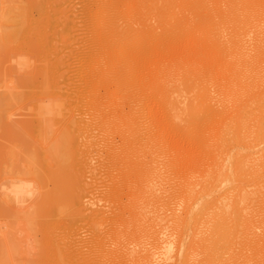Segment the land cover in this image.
Returning a JSON list of instances; mask_svg holds the SVG:
<instances>
[{
  "label": "rangeland",
  "instance_id": "374dc122",
  "mask_svg": "<svg viewBox=\"0 0 264 264\" xmlns=\"http://www.w3.org/2000/svg\"><path fill=\"white\" fill-rule=\"evenodd\" d=\"M37 1L38 0H36L35 2L32 0H0V30H12L14 28V23L11 22L10 24V22H8V19H10L11 17H15V15L18 17L19 12H21L22 9L25 7L30 8L32 6L31 8L33 9H29V12L32 11V13H29L31 16V21L38 22L40 20L39 17L42 16V12L40 10L41 6ZM59 1L60 3H57V0L55 2V5L57 7L52 4V13L50 12L51 15L53 14L51 16L52 19H50L51 24L47 27L39 28L38 30H45L46 34L44 37L46 38V40L44 39V37L41 38L37 29L34 30V28L32 29L33 36L31 35L32 37H29L30 35H28L27 37H25L24 39L27 40L24 41V43V39H19V42L21 41L20 45L17 44L19 43L17 42L18 40H15V43H12L11 41L7 42L8 44H4V46H0V92L9 93L12 91L17 95L20 94L19 96L22 98L19 101H16V104L12 105V107H14L13 109L12 107L10 108L12 111L8 110V112L5 113V115L7 114V122L3 123L4 121H6L4 117L2 122L3 124L0 123V164L2 165H0V264H56L54 260V253L50 250V245L53 241H55L56 238L57 241L60 239V242L58 241V243H60V248H62L63 250H65V247H63L65 245L63 244L67 243L69 239V242H71L72 244L71 247H73L74 250L76 249L75 251L77 253H75L79 257L82 252H88L94 244L93 231L95 233V229L89 223L90 217L88 218V221H85L86 217H83L85 215H83L82 217H78L76 215H79V213L77 214L74 211V214L72 213L73 215H69L71 214V209L69 208V206H67L68 208H64L65 210H68L70 212H68L69 214L67 213L68 215H66V211H64L62 215H58L57 212L52 211L53 208L51 206L54 205L52 204V200H48L49 205L46 203L49 207L44 204V201H46L45 196L47 197V194L53 192L56 186L54 184V173H62L67 171L68 169L66 168L68 167L67 163L63 162L64 160L66 161V159H63L66 157L63 156V154L57 150L59 147L57 148V146L54 145H56L55 143L59 142L60 140L59 138H57L59 137V134H56V132L58 131V129L60 130L62 128L64 122L69 119L70 115V118L74 117V120L90 122L95 112L98 113L95 115L99 116V121L97 122V124L99 125V129H95L94 135L91 137V140L93 141L92 147L95 148L93 152L94 154L92 153L93 155H91L92 159L90 158L89 161L91 165L88 164L90 168L88 167L87 169L86 166L84 168L87 169L86 172L80 174V200H82V204L84 205V207H86V215H90L95 211L103 212L105 213L104 215H107L106 218H108L109 220L110 218H113V215H115L112 214V212L116 210L117 207H119V209L117 210H121L122 206H125L124 208L127 210H123V213H125L124 215H130V212H132V208H130V202L132 200H136V198H138L140 194L142 195V193L139 192L145 189L144 185H147L145 183L148 180L145 175L148 174V176L151 175L149 177H153L154 167L159 173V179H157L156 181L154 180V185L156 186L158 193L155 200H168L169 196L172 199V197L174 198L175 195L178 196L181 194V186L185 182V178L190 177L193 181H201L203 179V176L206 174L208 168L213 167L214 169H216L217 167H219L221 165L222 154L227 149H231L234 146L232 143L229 142H217L211 147H204L202 145V140L205 139L206 136L213 134L216 129V125L203 128L199 134V137L202 138L201 140H199V142V137H196L195 139V137L191 138L185 136L183 134L181 125H174V122L171 121V112L166 107L165 98L162 94V91H164L165 86H168L171 82L175 81L180 76V73L184 71V67H187V65L191 64L194 61H199L200 59L204 60L200 62L199 68L196 69L197 72L201 73V71H210L211 74L216 73V86L223 87L228 82V78L232 73L231 70L234 69L231 67H226L225 59L222 56L216 58V61L212 59L209 54L211 52L210 49H212V43L203 41L201 37H198L197 35L195 36V33H189V36L185 33V36L183 34H175L169 36V38L166 37L165 29L167 24L163 20L165 11L162 9V7L158 6L157 8H155V11L147 9L148 11L145 12L146 7L148 6L147 3L149 4L151 0H112L110 6L113 7H111L110 10H113L112 12H115L114 10L117 9L115 12L116 15L111 12L112 15L114 14V16H111L113 18L110 17L112 21L111 19L107 18V20L105 18V11L108 7L107 0ZM143 2L145 5L143 4ZM245 2V9L246 11H249L251 18H253L255 21V25L251 28L248 27V31L250 33L247 31V36L251 38L248 39V37L246 36V40L248 39V41L245 42L243 45V48L245 50L244 59L246 61L244 69L249 70L246 81L250 83V86L239 97L238 100L241 105V109H243V112H245L250 107H253L256 110V115L258 116L257 120L264 122V0H246ZM101 5L105 8H103ZM58 6H61L63 10L60 9L61 7ZM117 12H119L120 14ZM118 14L119 18H122V20L117 19ZM100 15H103L104 17ZM115 16H117V18ZM53 17L56 18L54 19ZM102 18L107 21L105 22ZM182 19L186 18L183 17ZM10 20L12 21V19ZM113 22L116 25H114ZM99 23H101L100 27L104 30L112 29V31L109 30V33L110 31L111 33L107 35L109 36L108 38L111 39H108V42H104V39H102L106 36L104 30L99 27ZM129 23L132 26H130V28L128 27ZM104 24L106 25L104 26ZM111 24L113 26H117L118 28H113ZM120 24H122L123 27ZM9 25L12 27H8ZM120 26L122 30H129V33H127L129 34L130 38H132V41H130V44H132L127 47L129 50L127 48L126 50L128 51L125 50V54L128 55V59L122 58L121 54H119L120 51L117 50L118 48H116L115 44H112V39H114L113 36L116 34L115 29H119ZM126 26L128 27V29H126ZM256 26L259 28L253 29ZM59 28L63 31L59 30ZM100 30L103 32L101 33ZM255 30H257V32ZM33 31H35V33ZM47 33L51 35H48ZM62 34H66L65 37L62 36ZM36 35L40 37L39 39H41V41H38V44L35 46V40L38 39ZM33 37L36 38L32 40ZM139 37L142 39H140ZM63 38H65V40ZM42 39L44 41H42ZM29 40L32 41L30 42ZM100 40H102L104 43ZM47 41H49V43ZM53 41H55L56 43L53 44ZM133 42L136 43L134 44ZM140 42L142 43L140 44ZM9 43H11V45ZM31 43H33L34 47L36 48L33 49L31 47L33 46ZM105 43L108 45H106ZM12 44L17 45L14 46ZM25 44L29 45V48ZM55 44H57V47ZM51 45L53 46V48H55H50L52 47ZM100 45H102L103 47ZM140 45H142L143 47H140ZM16 46L19 47L16 48ZM41 46H44V48H40ZM46 47L48 48V50L50 49L49 52H46L48 51ZM109 47H112V49ZM138 47H140V49ZM30 48L32 49V51ZM27 49H30V51H28ZM109 49H111L112 51ZM24 52L25 56L23 55ZM44 52H46L47 54H45ZM55 52H57L58 54ZM35 53H39L41 57L38 54L35 55ZM207 53L209 54V56L205 55L204 58H201L204 54ZM26 54L28 55L26 56ZM60 54H62V56L64 57H62ZM100 55L101 57L99 58ZM35 56L37 57V59ZM97 57L101 60H99ZM60 58L62 62L59 61ZM55 62L59 63V65ZM53 63H55L56 65ZM29 64L31 65V67ZM48 65H51L52 67ZM92 66L95 68H93ZM20 67H23V72H21ZM16 68H19L20 70ZM58 68L62 73L58 70ZM96 68H99L100 70ZM46 69L48 70L46 71ZM17 70L19 72H17ZM104 70L106 71L105 74H107V76L113 79H109L110 81H108L107 79H103V75L101 74L104 73L101 72H105ZM39 71L41 72V76L38 74L40 73ZM46 73L49 77H51L52 74L56 81L54 80V78L51 79L52 77L48 78ZM13 74L16 77H14ZM54 74H56V76ZM57 75L59 76L57 77ZM4 76L5 78H8H6L5 81ZM19 76L23 77L21 79H24V81V77H26L27 82L25 81L26 83L24 84L27 86L22 83V80L19 78ZM35 76L37 77V80ZM42 76L45 78H43ZM99 76H102V78ZM31 77L34 78L32 79ZM60 78H63L64 80H61ZM120 79L123 82L122 84L120 83ZM18 80L20 83L18 82ZM31 80L35 81L32 82ZM53 80L55 81L54 84L52 83L54 82ZM38 81L43 82L42 87L40 82ZM9 82H13L14 84L11 83V85H9ZM5 84L9 85L7 87H12H10L9 89L6 87ZM35 84L38 85V88ZM91 84L94 87H91ZM48 89H51V91H49ZM89 89L92 91L95 89V91H97L96 97L98 105L94 107L96 110L94 108L91 109L90 107H88L89 96L91 95L89 92H92ZM41 90L44 93L41 92ZM52 90L57 91L53 92ZM30 91L35 92H32L31 94ZM24 92L27 98L24 97ZM48 92H51L52 96L50 93L48 94ZM37 93L41 95V97L36 96L38 95ZM176 93L178 96L177 91L174 92V94ZM55 94L58 95L55 96ZM174 96L177 97L176 95ZM31 97L33 100L31 99ZM59 97L61 99L63 97L62 100L65 101L66 109L70 108L72 109L71 111H63L60 106H55L59 103ZM38 98L40 99V102L38 101ZM49 98L53 100H50ZM85 98H87L88 101ZM55 100L57 103L54 104L53 102ZM260 100H262V104L259 102ZM17 102H19L20 104ZM41 102L42 104H40ZM51 103L55 107H53V109L55 110H50ZM86 104L88 105L87 107L85 106ZM77 105H79L81 108ZM72 106H74V108ZM80 109H83L85 111ZM92 110H94L95 112L93 111L92 113ZM85 112L91 113L85 114ZM232 114H234L233 111L230 112V115ZM36 115L38 116V118ZM85 115L89 117H85ZM234 115L237 116V113ZM7 116L10 118V122ZM53 116L55 117V119ZM39 117L43 120L42 122L40 121ZM42 117H44V119ZM49 117L50 119H53L55 124L52 125V123L54 122L49 121ZM36 119L39 120L40 124L43 123L48 126V131H50L48 135L53 132L51 137L49 135V138L46 139L48 135L45 136L46 134H42L44 135L42 136L37 134V129L35 128L39 126V122ZM29 123H31V126L29 125ZM37 123L38 126L36 125ZM49 124H51L55 129L50 127L51 125ZM15 130H18V134L22 132L21 135L19 134L17 136ZM14 132L17 137H13ZM138 132L141 135V138L143 139H140L139 141H145V143L141 144L140 142L138 143V145H132L130 147V150H123V153H121L122 150L120 152V149L118 147H121V144L123 145L125 140V138L123 137L131 135L130 133H132V135L138 134ZM36 135L38 136V138L36 137ZM145 135H148L149 138H145ZM52 136L54 139L52 138ZM55 136L58 141H56L57 139L55 140ZM86 141L87 140L84 139L83 142ZM243 142L244 136L240 133L237 135L236 145L243 144ZM85 145L86 143H83L82 147H85ZM150 146L152 147V149ZM154 147V151H156V154H151L148 149L152 151ZM211 149L217 152L218 155H212ZM51 153L53 156L51 155ZM7 155L10 158H8ZM154 155L157 156L155 157ZM104 165L109 166L104 167ZM6 166L9 167L7 168ZM112 177L117 178L118 180H112ZM4 180L9 182L6 183ZM260 181L264 182V168L261 170L260 173H258V175H256L255 177H251L250 180L245 183V185L253 186L256 184V182ZM52 194L53 193H51V195ZM158 211L161 217L164 218L165 212L168 211V209L165 207V205H162L158 207ZM55 221H62V225L60 226L61 230L57 229V233H54L53 228L50 224ZM109 223L110 222H108V224ZM152 223L153 220H150L148 226L140 231V229L137 227L136 222V227L134 228L132 225L131 227H127V231L119 230L117 234L113 232L116 235H108V238L104 239V246L105 248L108 247L106 248L108 258H106L105 261L100 264H126V260L124 259L125 257H123L120 253H124L126 250H128V248L133 250V254L136 255V257L142 256L145 260L147 253L144 251V255H142L141 250L143 245L139 243V241L145 240L146 242L148 239H151L149 229L151 231L157 229L162 235V237H164L165 234H170L174 239L177 238V229L171 228L170 226H163L159 223ZM108 224L102 225L100 227V237L101 235L106 234L108 232ZM123 224H125V221H122L120 226ZM47 225L49 227V230H52L51 232L48 230ZM50 234L52 236H50ZM56 234L57 236H55ZM121 236L123 238H121ZM115 237H119L120 239L125 240V242H128V245L123 246L120 244H116L114 241ZM62 239H66L67 241H64L62 244ZM26 240L27 243L24 244V241L26 242ZM4 244H8L7 248H5L6 246ZM11 244L12 246L9 247V245ZM13 244H16V246H14ZM191 244L192 243L190 241V247L192 246ZM13 246L17 248L13 249ZM4 257L8 258L4 259Z\"/></svg>",
  "mask_w": 264,
  "mask_h": 264
},
{
  "label": "bare ground",
  "instance_id": "6f19581e",
  "mask_svg": "<svg viewBox=\"0 0 264 264\" xmlns=\"http://www.w3.org/2000/svg\"><path fill=\"white\" fill-rule=\"evenodd\" d=\"M32 1L35 2L36 0H32ZM57 1H58L57 3H60L59 0H57ZM111 1L112 0H107L108 7L106 8V11L104 10L106 15L103 13L105 15L106 19L107 18L108 19L113 18L111 16H114V14L117 10V9H115L114 10L115 12H112L113 10L112 11L110 10V8L113 7V6H110L112 3ZM113 1H115V0H113ZM245 1L244 0H151L149 4L147 3L148 6L146 5L147 7H146L145 12H147L148 10H151V11L154 10L155 11V8H157L158 6H161L162 9L165 11L164 16H163V20L167 24L166 29H165L166 37L169 38V36L175 35V34H183L185 36V33H186V35L189 36V33H193V34L195 33L194 35L201 37L203 41H206L208 43L209 42L212 43V46L210 45L212 49H210L211 52L209 51L210 52L209 54L214 61H216V58L222 56L225 59L226 67H231L234 69V70H231L232 73L230 74V76L228 78V82L223 87L216 86V73L211 74L210 71L209 72L208 71H205V72L201 71V73H199L196 71V69L199 68L200 62H202L204 60V59H200L199 61H194L191 64L187 65V67H184L183 68L184 71L180 73V76L175 81L171 82L170 85L165 86L164 91H162V94L164 95V96L163 95L162 96L165 98V105L169 109V111L171 112V117H170L171 121L174 122L173 123L174 125H178V124L181 125L183 134L185 136L191 137V138L195 137V139H196V137H199V134L203 128L210 127L212 125H216V129L213 132V134L206 136V138L202 140V145L204 147H211L212 145H214L217 142H229V143H232L234 145L233 148L227 149L222 154L221 165L219 167H217L216 169H214L213 167L208 168V170L206 171V174L203 176V179L201 181H199V182L193 181L190 177H187V178H185V182L181 186V194L180 195H178V196L175 195V197L174 198L172 197V199L169 196L170 198L168 197V200H155L158 193H157L156 186L154 185V183H155L154 180L156 181L157 179H159V177H158L159 173H158L157 169L154 167L153 177H149L151 175L148 176V174L145 175L148 180L145 183L147 185H144L145 186V189H143L144 191L142 190L143 192L142 191L139 192V193H142V195L140 194V196L138 198H136V200H132L130 202V208H132V212H130L131 216L130 215H128V216L124 215L125 213H123V212L127 210L124 208L125 206L124 207L122 206V208L120 207L121 210H117V209H119V207H117V209L113 208V209H116L118 212L116 210H114L112 212V214H115V215H113V218H110V220L108 218H106L107 215H104L105 213H103V212L95 211L94 213L91 212L92 214H90V215H86V212H85L86 207H84V205L82 204V200H80V198H81L80 197L81 196V193H80V174L85 173L86 170L88 169V167L90 168V166L88 164H90L89 161H90L91 155L94 154L93 152L95 150V148L92 147L93 141L91 140V137L94 135L95 129H99V125L97 124V122L99 121V116L95 115L98 113H96L94 110L91 111L92 113L94 111L95 114L93 115L94 117L92 116V120L89 119L90 122H85V121H81V120H74V117L70 118L71 115L70 116L68 115L69 119H67L66 122H64L63 126L61 125L62 128L60 130L58 129V131L55 130V131H57L56 134H59L58 135L59 137H57V138H59L60 140H59V142L55 143V140L57 139L55 136L54 143L56 145H54V146H57V148L59 147L57 150L60 151L63 154V156L66 157V158H63V159H66V161L64 160L63 162L67 163L68 167H66V168H68V169H67V171L62 172V173H57V174L54 173V181H55L54 184L56 185L55 186L56 189L54 188L53 192H51V193H53L52 195H51V193H49V194H47V197L45 196L46 201H44V204L47 203L49 205L48 200H50V201L52 200V204H54L51 206L53 208L52 211L57 212L58 215H62V213H64V211H66V215H68L70 212H71V214H69V215H73L74 212H76L77 214L79 213V215H76L78 217L79 216L82 217L83 215H85V216H83L84 218L86 217L85 221L86 220L88 221V218L90 217L89 223L95 229V233L93 231L94 244L92 245V248L89 249L88 252L85 250L86 253L82 252L80 257L76 254L77 253L75 251L76 249L74 250L73 247H71L72 244H71V242H69L70 241L69 239H68V242L64 243V244H63V242L64 241L66 242L67 238L62 239L61 243L63 245H65V246H63V247H65V250H63L62 248H60L61 247L60 243H58V241L60 242V239L58 238L59 240L57 241L56 240L57 238H56L55 241H53L54 243L52 242L53 244L51 243V245H50L51 249L49 248L54 253V260H55L56 264H100V263L104 262L106 258H108V253L106 251V248H108V247L105 248V246H104L105 245L104 239L108 238V235L109 236L116 235L119 230H126L127 231V227H131L132 225L134 228V227H136V222H137V227L141 231L142 229H144L145 227L148 226L150 220H153L152 224L159 223V224H162L163 226H170L171 228L177 229V231H178L177 238L174 239L170 234H168V235L165 234V236L162 237V235L160 234V232L157 229H154L152 231L149 229L151 239H148L146 242H145V240L139 241V243H141L143 245L142 250H141L142 255H144V251L147 253L145 260H144V257H142V256L136 257V255L133 254V250L128 248V250H126V251L122 250V251H125L124 253H120L123 257H125L124 259L126 260V264H264V182H262V181L256 182V184L253 186L245 185V183L247 181H249L251 177H255L256 175H258V173H260L261 170L264 168V122L257 120L258 116L256 115V110L253 107H250L245 112H243V109H241V105H240L239 100H238L239 97L250 86V83H248V81H246L247 80V74H248L249 70L244 69V66L246 65V61L244 59L245 50L243 48V45L245 42L248 41L249 38H251V37L247 36L248 35L247 31L249 30L248 27L251 28L255 25L254 19L251 18L249 11H246V9H245V4H246ZM37 2H39L40 6H41L40 10L42 12V14H41L42 16L39 17L40 20L36 19V20H39L38 22H32L31 21V18H30L31 16L29 13L30 12L32 13V11L29 12V9L32 6L30 8H28V7L23 8L22 11L19 12L18 17L16 15H15L16 18L11 17L10 19H12V21L10 19H8V22H10V24H11V22L14 23V28L12 30H9V31H7V29L6 30L5 29L0 30V46H4V44H6L7 42H11V41H12V43L13 42L15 43V40H18L17 42H19V39L20 40L24 39L28 35H30L29 37H32L33 36L32 35L33 34L32 29L35 28L34 30L37 29V31H38L39 28H44V27H47L51 24L50 19H52L51 16L53 15V14L51 15V13H52L51 7H52V4L55 5L56 0H40V1L38 0ZM104 2H106V1H104ZM104 2H102V3H104ZM143 4H144V2H143ZM30 5H28V6H30ZM107 5H104V6H107ZM61 6H58V7H61ZM127 7H129V6H127ZM103 8H105V7H103ZM31 9H33V8H31ZM60 9H62V7ZM91 9H92V7H91ZM128 9H126V10H128ZM98 11H99V8H98ZM111 12L114 14L112 15ZM119 12H117V13H119ZM59 14H60V12H59ZM97 14H96V16H97ZM119 14L117 15L118 18H117V16H115V17L117 19L122 20V18H119ZM178 14H180V15H178ZM187 14L190 16H188ZM130 15H131V13H130ZM252 15H253V13H252ZM100 16L104 17L103 15H100ZM121 16H122V14H121ZM63 17H64V15H63ZM180 17H182V18L185 17L186 19H182ZM53 18L55 19L56 17H53ZM95 18H98V17H95ZM102 19H100V20H102ZM62 20H59V21H62ZM107 20H104V21L106 22ZM111 21H112V19H111ZM98 22H99V20H98ZM100 22H102V21H100ZM110 23H112V22H110ZM7 24H9V23H7ZM100 24L101 23L98 24L99 27H100ZM107 24H108V22H107ZM113 24L116 25L114 22H113ZM55 25H57V24H55ZM105 25L106 24H104V26ZM120 25L122 26V24H120ZM125 25H127V24H125ZM133 25H134V23H133ZM101 26H103V25H101ZM111 26L113 28H115V27L118 28L117 27L118 23H117V26H113L112 24H111ZM121 26L119 27V29H117L118 32L115 29L116 34L113 36L114 39H112L113 40L112 44H115L116 48H118L117 50H119L121 52V53L119 52V54H121L122 58L128 59V55L125 54V50L127 47H129L132 44V43L130 44V41H132L131 40L132 38H130V36L128 34L129 30H127V31L122 30ZM130 26H131V24L129 23L128 27L130 28ZM8 27H12V26L9 25ZM36 27H38V28H36ZM58 27H59V25H58ZM128 27L126 29H128ZM103 28H106V27H103ZM256 28H259V27L256 26L253 29H256ZM53 29H54V27H53ZM55 29H56V26H55ZM59 30L63 31L60 28H59ZM102 30H104V29H102ZM109 30L112 31V29H109ZM109 30L108 29L104 30V33L106 36L105 38H102V39H104V42H108L109 40H111L110 38H108L109 36H107L111 33V31L109 33ZM257 30H260V29H257ZM257 30H255V31L257 32ZM53 31H55V30H53ZM130 31H131V29H130ZM33 32L35 33V31H33ZM65 32H67V31H65ZM102 32L103 31H101V33ZM134 32H137V31H134ZM134 32H132V33H134ZM38 33H39V36H41V38L44 37L46 34L45 30L38 31ZM94 34H96V33H94ZM48 35H51V34H48ZM65 35L66 34H64V35L62 34V36H64V37H65ZM249 35H251V34H249ZM36 36L38 37V39L35 40L36 41V43H34L35 46L38 44V41H41V39H39L40 37L38 35H36ZM60 36H61V34H60ZM246 36L248 37L247 40H246ZM46 37H47V35H46ZM101 37H103V36H101ZM35 38L33 37V39L32 38L31 39L34 40ZM139 38H137V39H139ZM44 39L46 40L45 37H44ZM63 39L65 40V38H63ZM137 39H135V40H137ZM140 39H142V38H140ZM26 40L24 39L23 43ZM32 40H29V41L31 42ZM47 40H48V38H47ZM42 41H44V40L42 39ZM100 41H102V40H100ZM47 42L49 43V41H47ZM54 43H56V42L53 41V44ZM103 43H101V44H103ZM141 43L142 42H140V44ZM9 44L11 45V43H9ZM17 44L20 45L21 41ZM17 44H15V45H17ZM31 44L33 45V46H31L33 49L36 48V47H34L33 43H31ZM39 44H40V42H39ZM58 44H59V42H58ZM12 45H14V44H12ZM25 45H27V44H25ZM55 45L57 47V44H55ZM106 45H108V44H106ZM142 45H140V47H143ZM27 46L29 48V45H27ZM44 46H45V44H44ZM44 46H41L40 48L43 49ZM100 46H102V45H100ZM17 47H19V46H16V48ZM97 47H98V45H97ZM112 47H113V45H112ZM112 47H109V48L112 49ZM140 47H138V48L140 49ZM50 48L54 49L55 47L53 48V46H52ZM30 49H27V50L30 51ZM38 49H39V47H38ZM111 49H109V50H111ZM47 50H48V48H47ZM49 50L46 52H49ZM128 50H126V51H128ZM31 51H32V49H31ZM33 52H35V51H33ZM46 52H44V53L47 54ZM107 52H110V51H107ZM55 53H57V52H55ZM24 54H25V52L23 53V55ZM36 54L40 55L39 53H35V55ZM111 54H113V53H111ZM142 54H143V52H142ZM209 54L208 53L204 54L201 58H204L205 55L209 56ZM27 55L28 54H26V56ZM55 55H54V57H55ZM60 55L62 56V54H60ZM40 57H41V55H40ZM62 57H64V56H62ZM100 57H101V55L99 56V58ZM45 58H47V57H45ZM58 58H59V56H58ZM36 59H37V57H36ZM99 60H101V59H99ZM123 60H125V59H123ZM59 61H61V58ZM99 62H101V61H99ZM55 63H57V62H55ZM55 63H53V64H55ZM57 64L59 65V63H57ZM99 64H101V63H99ZM48 66L52 67L51 65H48ZM94 66H95V64H94ZM30 67H31V65H30ZM20 68H21V72H23L24 71V70L22 71L23 67H20ZM93 68H95V67H93ZM16 69H19V68H16ZM96 69H99V68H96ZM47 70L48 69H46V71ZM54 70H56V69H54ZM58 70L60 71L59 68H58ZM58 70H57V72H58ZM102 70H103V68H102ZM96 71H98V70H96ZM111 71H109V72H111ZM5 72H7V71H5ZM17 72H19V71L17 70ZM60 72H59V74H60ZM101 73H104V74H101V75H103V79H105V80L107 79L108 81L113 79V78H110L109 76H107V74H105L106 71L101 72ZM38 74L41 76V72ZM56 74H54V75L56 76ZM10 75H12V74H10ZM46 75H47V73H46ZM6 76H7V74H6ZM13 76H14V74H13ZM58 76L59 75H57V77ZM112 76H114V75H112ZM14 77H16V76H14ZM28 77H30V76H28ZM51 77L48 76V78H51V79L54 78L52 76V74H51ZM61 77H64V76H61ZM93 77H94V75H93ZM99 77L102 78V76H99ZM4 78H5V76H4ZM6 78L4 79V81L6 80ZM19 78L21 79L23 77L19 76ZM24 78L26 81V77H24ZM31 78L33 79L34 77H31ZM35 78L37 80L36 76H35ZM43 78H45V77H43ZM98 79H100V78H98ZM54 80L56 81L55 78H54ZM25 81L23 79L22 83L24 84L27 82V81L26 82ZM31 81L33 82L35 80H31ZM55 81L52 83L54 84ZM13 82H14V80H13ZM13 82H9L8 84L11 85V83H13ZM18 82H19V80H18ZM38 82H40V81H38ZM120 83L121 84L123 83L121 79H120ZM40 84L42 87L43 82H40ZM9 85H6V87ZM35 85L38 88V85L37 84H35ZM1 86H3V85H1ZM25 86H27V85H25ZM10 87H12V86H10ZM10 87H7V88L10 89ZM16 87H18V86H16ZM91 87H94V86H92V84H91ZM90 89H92V88H90ZM32 90H34V89H32ZM49 91H51V89ZM52 91L54 92L55 90H52ZM90 91H92V90H90ZM175 91L178 92V96H177V93L174 94ZM30 92L32 94V92H35V91H30ZM41 92H43V91L41 90ZM58 92H60V91H58ZM96 92L97 91H95V89L92 92H89L91 94L89 96V103L85 102V103H88L89 106L86 104L85 105L86 107L88 106L91 109H93L96 105H98ZM49 93L51 94V92H48V94ZM19 95L15 94L12 91L9 93L8 92H6V93L0 92V123L3 122L4 117H5L6 121H4L3 123L7 122V118H6L7 114L5 115V113H7L8 110L12 111L10 109L12 107V105L16 104V101H19L20 99H22ZM23 95H24V97L27 98V96H25V92ZM56 95H58V94H55V96ZM174 95H176L177 97H175ZM32 96H34V95H32ZM36 96L41 97V95H39V94ZM51 96H52V94H51ZM31 99H32V97H31ZM62 99H63V97H62ZM62 99L60 97L58 98L59 101L56 99L59 103L55 106H58V107L60 106L63 111L64 110L71 111L72 109H70V108H69L70 110L66 109L65 101ZM85 99L88 101L87 98H85ZM23 100H25V99H23ZM29 100H30V98H29ZM50 100H53V99H50ZM56 100L54 102L53 101H50V102H53L55 104V103H57ZM38 101L40 102V99ZM32 102H34V101H32ZM259 102L261 103L262 100H260ZM17 103H19V102H17ZM40 104H42V102ZM79 105H77V106H79ZM37 107H39V106H37ZM51 107H50V110H55V109H53L54 106L52 105V103H51ZM72 107L74 108V106H72ZM82 107H84V106H82ZM13 108L14 107H12V109ZM75 108H77V107H75ZM83 109H80V110H83ZM85 109H87V108H85ZM40 110H42V109H40ZM76 110H78V109H76ZM80 110H79V112H80ZM83 111H85V110H83ZM232 111L234 114L237 113V116H235L234 114L230 115V112H232ZM91 112H87V113H91ZM87 113L85 112V114H87ZM13 114H14V112H13ZM15 114H16V111H15ZM47 114H48V112H47ZM61 114H62V112H61ZM43 115H41V116H43ZM85 117H89V116L85 115ZM37 118H38V116H37ZM42 118L44 119V117H42ZM39 119L41 122L43 121L40 117H39ZM45 119H47V118H45ZM54 119H55V117H54ZM8 120L10 122V118ZM48 120L51 122H54L53 119H50V117ZM37 121L39 122V120H37ZM30 124L31 123H29V125ZM53 124H55V122L52 123V125ZM36 125L38 126V123ZM49 125H51V124H49ZM52 125L50 127L53 128ZM33 126H35V125H33ZM45 126H46V124H43V123L40 124V122H39V126L37 128H35V129H37L36 132L38 135H42V134H44V135L46 134L45 136L48 135V133L50 131H48V126H46V127ZM2 127H3V125H2ZM53 129H55V128H53ZM130 130H132V129H130ZM15 132L17 133V136L19 134L21 135V133H22L21 132L18 134V130H15ZM15 132H14V135L12 134L13 137L14 136L17 137ZM133 132H135V131H133ZM240 133L244 136V142H243V144H237L236 145L237 135ZM52 134H53V132L51 134H49L50 137ZM126 134H128V133H126ZM130 134L131 135H129L127 137H125V136L123 137V138H125L124 143H123V145L121 144V147H118L120 149L119 150L120 152L122 150L121 153H123V150H130V147L132 145H138V143L141 142V141H139L140 139L143 140L141 138V135L139 134V132H138V134L133 133L134 135H132V133H130ZM44 135H42V136H44ZM49 135H48V137H46V139L49 138ZM54 135H55V133H54ZM150 135H152V134H150ZM36 137L38 138L37 135H36ZM146 137H148V135L147 136L145 135V138ZM52 138H53V136H52ZM53 139H51V140H53ZM84 139H86L87 141L83 142ZM201 139L202 138L199 137L198 142ZM56 141H58V139ZM54 143H52V144H54ZM83 143H86L85 147H82ZM142 143H145V141H142L141 144ZM14 147H16V146H14ZM151 149H152V147H151ZM154 149H155V147L153 148L152 151L150 149H148V151L151 154H156V151H154ZM139 150H141V149H139ZM12 151H9V152H12ZM143 152H144V150H143ZM54 153H55V151H54ZM211 153H212V155H218V153L213 151V149H211ZM51 155H52V153H51ZM7 157H8V155H7ZM8 158H10V157H8ZM54 158H55V156H54ZM60 158H61V156H60ZM47 159H48V157H47ZM99 159H101V158H99ZM96 160H98V159H96ZM57 161H58V159H57ZM91 161H93V160H91ZM108 162H109V160H108ZM86 166H87V169H84ZM105 166H109V165H104V167ZM136 169H138V168H136ZM155 169H156V171H155ZM8 172H9V170H8ZM105 173H106V171H105ZM49 175H48V177H49ZM125 178H127V177H125ZM115 179H117V178L112 177V180H115ZM4 181L6 183L9 182L6 180H4ZM10 181H11V179H10ZM79 193H80V195H79ZM40 196H41V194H40ZM166 199H167V197H166ZM6 200H9V199H6ZM6 200H4V201H6ZM50 204H51V202H50ZM65 204H66V206H65ZM162 205H165V207L168 209V211L165 212L164 218L161 217V215L158 211V207H160ZM67 206H69V208L71 209L70 212L68 210L64 209L65 207L68 208ZM44 208H46V207H44ZM48 212H47V215H48ZM76 216H74V217H76ZM74 221H76V220H74ZM107 221L110 223L108 224ZM122 221H125V224L120 226ZM61 222L55 221L53 223H50L52 228H53L54 233L55 232L57 233L58 232L57 229H60V226L62 225ZM105 224L106 225L108 224V226H109L108 232L106 234L101 235V237H100V234H101L100 233V227L102 225H105ZM47 227H48V225H47ZM48 230H49V227H48ZM49 231L51 232L52 230H49ZM113 232L116 234H114ZM50 236H52V235L50 234ZM55 236H57V234ZM55 236H53V237H55ZM64 237H66V236H64ZM121 238H123V237L121 236ZM114 241L116 244H120L123 246L128 245V242H125V240L120 239L119 237H115ZM190 241L192 243L191 247H190ZM29 242H31V241H29ZM25 243H27V240H26V242L24 241V244ZM8 244H10V243H8ZM4 245L3 246L5 248H7V245L6 244H4ZM11 246H12V244L9 245V247H11ZM14 246H16V244ZM14 246L12 247L13 249L17 248ZM77 247H79V246H77ZM89 248H90V246H89ZM10 250H11V248H10ZM77 250H79V249H77ZM5 258L7 259L8 257H4V259Z\"/></svg>",
  "mask_w": 264,
  "mask_h": 264
}]
</instances>
